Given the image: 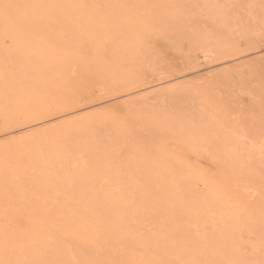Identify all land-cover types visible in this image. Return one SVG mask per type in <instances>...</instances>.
<instances>
[{"label":"rangeland","instance_id":"rangeland-1","mask_svg":"<svg viewBox=\"0 0 264 264\" xmlns=\"http://www.w3.org/2000/svg\"><path fill=\"white\" fill-rule=\"evenodd\" d=\"M96 1L99 0L89 4L85 0H0V5L5 3L22 6L63 5L64 3L66 6H88L55 9L21 8L14 10V13L18 11L20 16L7 22L0 13V54L2 56L9 54L13 60H11L13 65L7 63V60L2 61V69L5 64L7 66L5 69L9 70L16 69V64L17 67L24 66L22 67L24 73L22 70L17 78L7 76L11 77L7 82L8 99L20 109L66 108V112L62 113L63 119L77 117L72 114L74 111H77L80 117L86 112L106 108L112 103L124 105L126 102L131 114L134 116L137 113L134 117H138V113L140 115L145 109H162L166 114L176 118L175 128L163 135V141L174 149V155L177 157L181 155L180 159L190 166L192 175L200 180L198 189L201 188L202 191L206 189V186L213 188V192L218 189L220 194L217 199L224 202L226 200V207L230 214L236 215L243 224L262 227L264 225V187H262L261 174L264 170V158L256 154L261 150L262 141L259 102L257 100L254 119L247 121L246 138H242L238 126L239 109L233 108L226 115L219 106L220 97L228 92L229 82L233 76L239 78L241 68L249 61H254L257 65L255 91L259 97L258 66L259 57L262 55L259 46L252 51L245 50L238 53L234 58L221 54L233 45L228 29L223 25L229 24L234 28L237 22L234 16L226 15V12L230 10L220 6L256 5L255 9L243 10V14L247 15L249 11L251 12V20L248 24L249 34L258 40L259 33L264 28L259 9L260 0H117L116 3L115 0ZM105 1L111 4L110 10L103 7ZM95 5L101 7H93ZM37 14H52L61 19L59 22L46 26H31L21 18L24 15ZM65 17L68 22H65ZM76 19L80 22L77 23ZM150 28L156 33L165 34L168 39L153 35L155 47L149 48L145 43V37ZM6 37L8 45L12 44L13 47L5 46ZM82 38L88 39L87 46L82 45ZM10 40L15 41H13L14 45ZM104 44L107 45L108 50L106 59L93 58L87 54L86 47ZM204 49L213 51L212 58L208 61H203L201 57L200 51ZM10 50L11 53H9ZM31 54L34 56L32 57ZM18 57L23 60L20 61ZM28 58L33 60L29 61ZM22 62L23 64L26 62V66L21 65ZM185 63L192 65L190 71L172 73L168 70L169 64L183 67ZM73 69L76 70V74H73ZM211 74H216L215 80L218 81L216 87H208L206 90L195 87L188 90L185 87L186 82L199 81ZM38 75H40L39 78ZM24 79L25 83L22 85ZM132 81L139 86L127 87V84ZM32 82L36 83L30 84ZM4 84L6 82L0 81V124L3 122L4 115ZM14 85L15 88H13ZM170 85H180L177 94L163 91ZM77 95H88L91 102L76 104L74 97ZM212 98L216 99V104L211 102ZM198 119L204 121L211 119L217 128V133L208 146L205 143L200 145L190 133L191 126ZM27 130L30 131L31 128ZM17 134H19L18 130ZM40 134L42 133H38L37 136H41ZM250 140L255 142L252 147L248 146ZM243 142H245L244 149L241 150ZM205 147L211 149L215 156L214 160L207 157L208 155L204 152ZM249 148L254 150L253 154L247 151ZM1 150L2 158L5 159L2 146H0V153ZM27 157L26 160L29 161L32 156L27 155ZM8 160L11 164L19 165L20 168L24 162L12 157ZM213 174L217 180L220 177L226 178L222 185L210 179ZM25 177L23 176V179ZM25 183L28 184V181ZM248 189L255 191V195L248 197L245 193ZM16 215H22L25 218L26 224L23 223L21 227L28 230L30 228L28 218L21 212H15L10 222L11 231L14 232L16 227L13 222Z\"/></svg>","mask_w":264,"mask_h":264},{"label":"bare ground","instance_id":"bare-ground-1","mask_svg":"<svg viewBox=\"0 0 264 264\" xmlns=\"http://www.w3.org/2000/svg\"><path fill=\"white\" fill-rule=\"evenodd\" d=\"M93 1L85 0L87 4ZM104 5L106 10H110L111 4L105 1ZM131 12L133 14L134 10ZM79 22L78 20L77 23ZM9 46L13 47L12 44ZM211 49L200 51L203 61L212 58ZM19 57L18 59L22 61L23 59ZM6 60L12 64L9 54L6 56L0 54V81L6 82L9 79L7 81L9 82L11 77L17 78L22 70L24 73L22 69L24 66L17 67L16 64V69L9 66V70L5 69L7 67L5 64L2 69V61ZM23 62L21 65H25L26 62L24 64ZM16 70L18 71L15 72ZM72 72L77 73L75 69ZM8 75L11 77L8 78ZM23 83L25 79L21 84ZM77 113L74 111L72 114L78 117ZM200 113L204 114L201 111ZM135 118L149 128L166 126L167 132L172 131L176 123V118L166 114L162 109H145ZM190 133L199 144L205 143L208 146L216 135L217 128L211 119L208 121L198 119L191 126ZM40 135H36L29 142L28 155L32 157L29 161L25 158L21 168L2 158V150L0 153V258L3 256L5 233L7 232L9 237L15 234L10 228L12 217L15 212H21L25 214L30 224V228L20 237L29 245L26 253L29 259L64 261L108 259L143 264L144 261L155 259L156 256L151 251L142 253L136 241L149 229L158 230L162 217H167L173 226L175 224L181 226L177 233V245L180 243L179 236L183 233L187 238L208 242L212 248L210 254L218 259L224 258L223 252L226 247L240 246H254L255 255L249 258L260 259V245L264 239L262 227L243 224L236 215L230 214L226 200L224 202L217 199L220 194L218 189L213 192V188L210 189L204 184L206 189L199 190L200 180L192 175L190 166L180 159L181 155L178 157L174 155V149L164 143L163 137H158L147 150L132 149L124 155H118L114 151V144L121 133L119 127L112 123L93 125L87 119L77 120L71 126L68 139L59 131ZM244 144L245 142L241 150L244 149ZM254 145L255 142L250 140L248 146ZM247 151L250 154L254 153L251 148ZM256 154L262 157L261 150ZM6 174L12 193V198L7 204ZM23 176L27 178L23 179ZM24 180L28 181V184ZM245 193L251 197L250 195H255L256 192L248 189ZM172 210H176L174 217L168 215ZM52 234L63 236L62 246L52 245L49 240ZM19 255L23 258L25 254Z\"/></svg>","mask_w":264,"mask_h":264},{"label":"snow or ice","instance_id":"snow-or-ice-1","mask_svg":"<svg viewBox=\"0 0 264 264\" xmlns=\"http://www.w3.org/2000/svg\"><path fill=\"white\" fill-rule=\"evenodd\" d=\"M65 7H88L85 5L80 6H66V5H15L5 3L0 5V13L3 14L5 21H10L14 17L20 16V13L14 10L21 8H65ZM101 7V6H93ZM222 8L230 11L226 12L227 16H234L236 19V27H231L229 24L223 25L228 29L230 38L233 40V45L230 49L222 51L225 57H235L238 53L245 50L252 51L259 46L262 53L259 57L258 76H259V97H257L255 89L257 88V65L254 61H249L240 70L239 78L233 76L228 84V92L220 97L219 106L225 114H229L233 108L239 109L240 118L238 119V126L242 138L248 135L247 121L254 119L255 108L257 100L259 102L260 122H261V152L264 157V28L259 33V39H254L250 34L248 24L251 20V12L247 15L243 14V10H252L257 6L254 4L247 5H222ZM260 14L262 23H264V0H260ZM28 25L31 26H46L51 23L59 22L60 17L52 14H37V15H24L21 17ZM68 22L67 18H64ZM153 35H158L161 38L168 39L165 34L156 33L153 29L147 30L145 43L149 48H154ZM83 46L88 45V39L82 38ZM5 46L8 45V38L5 39ZM87 54L93 58L101 60L107 57V45H100L94 47H86ZM192 65L185 63L183 67L179 65L169 64L168 70L172 73H182L190 71ZM216 74H211L199 81H188L185 87L191 90L192 87L198 89H207L208 87H216L218 81L215 80ZM146 79V77H145ZM139 85L135 82H129L127 87L137 88ZM9 85L6 81L5 84V104L3 107V122L0 124V146L3 147L5 160L9 157L17 161H23L28 155L29 142L38 133H49L59 131L64 135L65 139L69 138L71 126L77 120L87 119L93 125L112 123L117 125L120 129V137L114 144V151L118 155H124L132 149L147 150L150 145L158 138L168 131L166 126H157L149 128L143 125L137 118L131 114L130 108L127 103L124 105L120 103H112L110 106L102 109H96L92 112H86L80 117H69L68 119L62 118V113L66 112V108H49V109H34L25 108L20 109L14 106L8 99ZM180 85H170L164 88L163 91L177 94ZM108 95V93H104ZM91 99L88 95H77L74 97L76 104H88ZM211 102L216 104L215 98ZM51 121H56L52 123ZM31 130H27L28 128ZM17 130L19 134H17ZM204 152L210 159H215L214 154L208 147L204 148ZM262 187H264V170H262ZM214 183L223 184L225 177H220L217 180L215 174L210 177ZM12 198L11 190L7 183V174L5 179V200L7 202ZM175 211L168 213L169 216L174 217ZM7 213V207H6ZM25 218L22 215H16L13 222L16 225L14 235L9 237L5 233L3 243V256L0 258V264H130L125 260H108V259H85L78 260L72 259L70 261L64 260H46V259H29L26 255L29 245L24 242L22 237L26 229L21 225L24 223ZM179 224L173 223L167 218L162 217L159 221V228L156 231L149 229L146 234L136 243L139 245V250L151 251L156 258L144 261L143 264H264V239L260 245V259H250L255 255V247H235L225 248L223 252L224 258H216L215 255L210 254L212 248L206 241L187 238L185 234L181 233L179 236L180 243L177 245V233L180 229ZM262 232H264V225H262ZM242 238V237H241ZM52 245L60 247L63 244V236L60 234H52L49 236ZM186 240V242H185ZM20 253H24L21 258Z\"/></svg>","mask_w":264,"mask_h":264}]
</instances>
